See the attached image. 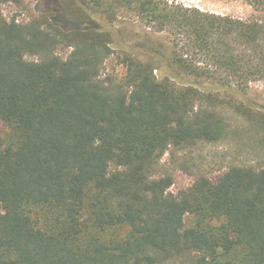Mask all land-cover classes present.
Returning <instances> with one entry per match:
<instances>
[{
	"label": "trees",
	"instance_id": "obj_1",
	"mask_svg": "<svg viewBox=\"0 0 264 264\" xmlns=\"http://www.w3.org/2000/svg\"><path fill=\"white\" fill-rule=\"evenodd\" d=\"M175 1L85 0L87 27L0 12V264H264V167L177 193L157 174L169 147L225 135L221 93L264 80V20ZM124 11L146 42L113 32Z\"/></svg>",
	"mask_w": 264,
	"mask_h": 264
},
{
	"label": "rangeland",
	"instance_id": "obj_2",
	"mask_svg": "<svg viewBox=\"0 0 264 264\" xmlns=\"http://www.w3.org/2000/svg\"><path fill=\"white\" fill-rule=\"evenodd\" d=\"M175 4L195 6L205 12L246 21L264 20V8H256L246 0H176ZM0 12L8 21L15 17L21 23L35 18L59 17L87 27L96 26L101 21L100 14L87 6L85 0H22L21 4L0 2ZM118 19L111 23L113 32L118 29L128 43L147 41L149 28L140 24L132 13L121 12ZM152 39L169 51L164 33H157ZM71 44L68 41L62 43L56 52L66 58L72 49ZM26 59L36 60L37 56L27 55ZM120 69L113 59H108L101 75L105 77ZM211 107L224 118L225 135L218 141L200 142L188 148L171 146L157 164V174L172 175L173 182L169 188L172 193L191 186L200 175L216 177L232 166L264 167V80L252 82L246 89L234 86L233 91L221 93ZM2 127L0 125V129Z\"/></svg>",
	"mask_w": 264,
	"mask_h": 264
}]
</instances>
